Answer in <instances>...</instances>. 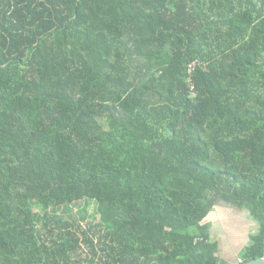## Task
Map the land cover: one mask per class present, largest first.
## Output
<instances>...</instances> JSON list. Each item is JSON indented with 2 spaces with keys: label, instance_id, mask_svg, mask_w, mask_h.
Listing matches in <instances>:
<instances>
[{
  "label": "trees",
  "instance_id": "1",
  "mask_svg": "<svg viewBox=\"0 0 264 264\" xmlns=\"http://www.w3.org/2000/svg\"><path fill=\"white\" fill-rule=\"evenodd\" d=\"M222 204L264 257V0H0V264H236Z\"/></svg>",
  "mask_w": 264,
  "mask_h": 264
},
{
  "label": "rangeland",
  "instance_id": "2",
  "mask_svg": "<svg viewBox=\"0 0 264 264\" xmlns=\"http://www.w3.org/2000/svg\"><path fill=\"white\" fill-rule=\"evenodd\" d=\"M32 206L38 214H43L48 209L36 201H32ZM54 211L67 216L72 221L87 225L88 219L93 214H101V206L87 199L80 205H64ZM103 220L106 222L105 219ZM203 222L211 224V233L220 244V255L238 264L240 262L239 252L248 243L250 233L255 228V223L249 218L248 211L223 204L217 205ZM40 224L41 222L38 221L37 225ZM84 252L86 253V250Z\"/></svg>",
  "mask_w": 264,
  "mask_h": 264
},
{
  "label": "water",
  "instance_id": "3",
  "mask_svg": "<svg viewBox=\"0 0 264 264\" xmlns=\"http://www.w3.org/2000/svg\"><path fill=\"white\" fill-rule=\"evenodd\" d=\"M243 264H264V257L262 258H255V259H252V260H249Z\"/></svg>",
  "mask_w": 264,
  "mask_h": 264
},
{
  "label": "built area",
  "instance_id": "4",
  "mask_svg": "<svg viewBox=\"0 0 264 264\" xmlns=\"http://www.w3.org/2000/svg\"><path fill=\"white\" fill-rule=\"evenodd\" d=\"M191 69H192V65L190 66V71H191Z\"/></svg>",
  "mask_w": 264,
  "mask_h": 264
}]
</instances>
